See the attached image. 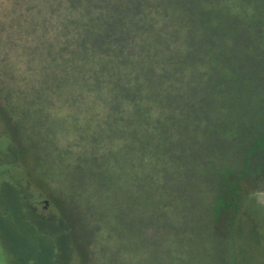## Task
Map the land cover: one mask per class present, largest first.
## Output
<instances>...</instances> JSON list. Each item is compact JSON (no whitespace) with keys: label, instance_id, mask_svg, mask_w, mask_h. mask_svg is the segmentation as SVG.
<instances>
[{"label":"rangeland","instance_id":"rangeland-1","mask_svg":"<svg viewBox=\"0 0 264 264\" xmlns=\"http://www.w3.org/2000/svg\"><path fill=\"white\" fill-rule=\"evenodd\" d=\"M41 2L0 0V166L9 172L26 156L15 171L50 190L28 173L34 224L18 188L0 185V264H83L69 244L73 222L90 264H264V180L237 223L243 262L214 228L229 175L264 168V122L227 119L245 109L238 100L230 109L241 88L258 85L250 97L264 103V0H184L215 74L157 118L125 106L111 78L60 43L74 41L62 24L71 15Z\"/></svg>","mask_w":264,"mask_h":264},{"label":"trees","instance_id":"trees-1","mask_svg":"<svg viewBox=\"0 0 264 264\" xmlns=\"http://www.w3.org/2000/svg\"><path fill=\"white\" fill-rule=\"evenodd\" d=\"M41 3L45 11L59 14L68 12L71 15L70 23L64 21L62 24L71 26V30H68L71 33L73 29L74 41L69 36L61 39L60 43H72L77 49V55L88 58L97 76L111 78L114 89L126 95L123 96L127 98L125 106L150 107L149 110L157 118L165 107H182L185 103L182 102L183 99L177 100L174 96L193 87L198 89L201 84L198 82L210 79L215 74L211 63L201 55L199 32L193 26L198 17L185 13L184 0H43ZM65 50L67 52L66 48ZM263 84L261 90L264 89ZM244 88L239 89V93L235 92L236 98L230 109L234 108L237 100L244 102L245 109L238 116L235 112L226 115L227 119L229 122L235 123L237 120L242 124L246 120L250 121L252 114H255L259 124H262L264 103L250 97L253 91L256 94L260 92L258 85L254 87L257 89ZM249 105L257 107L259 113L248 110ZM13 141L15 140L11 143ZM18 162L27 165L28 159L24 156ZM18 162L13 163L9 172V167L0 166L4 169L0 172V185L7 180V183L18 188L23 215L30 223H34L32 220H36L28 214L29 205H33L35 199L28 193L31 184L27 179L28 173L31 180L42 188V193L49 195L50 190L39 175L16 172L14 167ZM263 169L252 174L233 171L224 183L218 209L215 207L214 211L216 215L218 210L214 223L215 232L223 240H234L238 248L237 261L240 262H243V253L239 252V244L235 240L238 242V239H242L244 232L239 231L237 223L253 199L251 194L264 180ZM24 178L28 181L26 186L22 184ZM66 208L68 209L67 206ZM31 210L33 213L32 207ZM38 217L49 220L40 215ZM75 224L77 222L71 225L75 239L71 237L73 241L69 244L72 246L74 242L75 259L80 255L83 264H90L86 245L76 242L78 227ZM66 248L65 245H58L55 252L61 253L64 258ZM54 262L53 264L57 263L56 260Z\"/></svg>","mask_w":264,"mask_h":264},{"label":"flooded vegetation","instance_id":"flooded-vegetation-1","mask_svg":"<svg viewBox=\"0 0 264 264\" xmlns=\"http://www.w3.org/2000/svg\"><path fill=\"white\" fill-rule=\"evenodd\" d=\"M47 202H48V200H43V203H45V205H43L44 208L47 207V204H48Z\"/></svg>","mask_w":264,"mask_h":264}]
</instances>
